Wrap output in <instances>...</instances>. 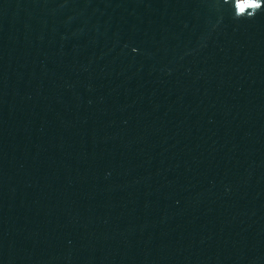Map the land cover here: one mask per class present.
Returning <instances> with one entry per match:
<instances>
[{
	"label": "water",
	"instance_id": "1",
	"mask_svg": "<svg viewBox=\"0 0 264 264\" xmlns=\"http://www.w3.org/2000/svg\"><path fill=\"white\" fill-rule=\"evenodd\" d=\"M243 2L0 0V264H264Z\"/></svg>",
	"mask_w": 264,
	"mask_h": 264
},
{
	"label": "snow or ice",
	"instance_id": "2",
	"mask_svg": "<svg viewBox=\"0 0 264 264\" xmlns=\"http://www.w3.org/2000/svg\"><path fill=\"white\" fill-rule=\"evenodd\" d=\"M258 6V0H244L238 7L241 12H244L246 8H256Z\"/></svg>",
	"mask_w": 264,
	"mask_h": 264
},
{
	"label": "clouds",
	"instance_id": "3",
	"mask_svg": "<svg viewBox=\"0 0 264 264\" xmlns=\"http://www.w3.org/2000/svg\"><path fill=\"white\" fill-rule=\"evenodd\" d=\"M258 4H259V6L256 7V8H259V7L261 6V4H260V0H258ZM256 8H253V9H256ZM250 14H252V13H250Z\"/></svg>",
	"mask_w": 264,
	"mask_h": 264
}]
</instances>
